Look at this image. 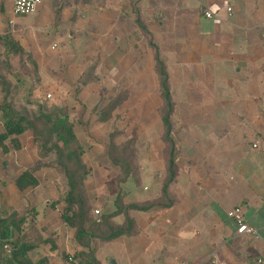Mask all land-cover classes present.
Listing matches in <instances>:
<instances>
[{
    "label": "crops",
    "instance_id": "obj_1",
    "mask_svg": "<svg viewBox=\"0 0 264 264\" xmlns=\"http://www.w3.org/2000/svg\"><path fill=\"white\" fill-rule=\"evenodd\" d=\"M206 12L213 16L207 17ZM263 22L264 0H42L34 13L23 16L14 14L13 0H0V36L10 35L31 54L39 70V81L32 83L25 97L28 104L39 102L48 91L59 92L77 83L92 65L96 70L91 83L105 86L103 93L84 91L77 95L79 99L110 102L117 97L111 89L123 86L126 95L112 116L149 118L141 129L146 146L141 149L144 155L140 152L143 159L139 157L140 185L132 178L126 181L127 204L162 195L168 155L163 99L150 42L166 65L175 104L171 121L177 174L168 185L172 204L130 210L138 233L94 241L101 264H208L215 260L258 264L264 255ZM10 61L16 69H31L18 54H12ZM132 85L143 87L139 95H132ZM132 100L140 108L134 113ZM95 123L99 129L105 122ZM19 139L18 149L7 153L0 149L2 205L18 212L36 209L39 233L56 243L55 249L51 242L41 243L31 251L36 254L33 260L46 257L48 264H79L72 258L81 250L74 241L75 229L63 220L61 205H53L59 198L58 175L42 169L33 174L35 185L21 188L18 184L38 159L32 134L26 131ZM100 174L91 176L104 181L117 176ZM89 196L93 208L102 207L107 213L115 209L116 193L100 188L89 191ZM236 206L256 234L237 232V224L228 215ZM123 220V215L114 218L116 223Z\"/></svg>",
    "mask_w": 264,
    "mask_h": 264
},
{
    "label": "trees",
    "instance_id": "obj_2",
    "mask_svg": "<svg viewBox=\"0 0 264 264\" xmlns=\"http://www.w3.org/2000/svg\"><path fill=\"white\" fill-rule=\"evenodd\" d=\"M0 43L4 50L0 52V80L3 85V103L0 104L4 119L3 129L0 131V149L7 153L11 149L20 147L19 136L31 130L34 140L39 145L41 160H37L18 181L21 188L35 185L37 180L33 176L35 171L43 166H57L62 170L64 177L61 184L60 198L53 205H61V215L65 223L75 229L74 241L81 250L72 257L79 264H101L96 257L94 241L109 242L122 235L134 236L138 233L136 220L129 215L130 210L147 211L152 208L171 206L172 200L168 194V185L176 177L177 166L175 161V141L173 138V127L171 117L175 104L171 96L169 75L164 61L160 58L157 47L150 42L155 51L156 70L159 76L160 91L163 99L161 107L162 121L165 128L164 140L166 143L167 177L162 188V195L154 200L146 202L125 203V193H118L114 200L115 209L112 212H104L100 218H95L92 206L88 201L85 188V178L91 172L83 160L84 149L77 139L74 124L67 113L55 114L54 106L48 108L41 105L39 114L31 118L27 113H17L8 101L12 88L9 79L11 73L16 69L12 66L10 57L18 54L21 62L28 61L34 73V81H39V71L31 54L18 45L10 35L0 36ZM94 70V68H92ZM118 96L112 100L102 112L101 120L106 121L113 111L122 102ZM118 132L113 131L109 138V157L112 165H115L120 173V181L126 182L132 178L135 183L139 180V167L137 164V152L134 138H129L122 144L115 142ZM51 153L55 157L48 163L42 161ZM0 190V264H48L46 257L33 260L29 253L38 248L43 242H51L52 249L57 247L52 238L44 239L36 231L34 237L29 240L24 236L21 224L24 218L17 219L18 212L15 207H5L1 202ZM123 215L122 223H116L114 218ZM14 231V232H13ZM14 233V234H13ZM27 236V235H26ZM5 245L10 248L6 249ZM68 257V255H65Z\"/></svg>",
    "mask_w": 264,
    "mask_h": 264
},
{
    "label": "rangeland",
    "instance_id": "obj_3",
    "mask_svg": "<svg viewBox=\"0 0 264 264\" xmlns=\"http://www.w3.org/2000/svg\"><path fill=\"white\" fill-rule=\"evenodd\" d=\"M261 25L262 27L260 28V31H261L260 40H261V43H264V22L261 23ZM15 61L17 62V59H15ZM92 68L93 67L91 65L85 71V73H83L81 79L77 83L67 85L65 86L66 89H62V91H59V92L57 91L53 93L52 91H48L45 93V96L40 99L39 102L35 101L34 104L33 103L28 104L25 99L26 95L28 94L29 88L32 86V83L34 84L35 82L34 73L32 72L31 69L28 70V69L17 68L14 70V72L11 73V76H9L10 81L12 82V88L10 92V98H8V101L11 103L15 112L27 113L31 118H34L35 116L39 114V108L41 105H45L48 108L52 106H54L55 108L58 107L55 111V114H61L64 112L68 114L71 121L76 120L75 121L77 122L76 130L78 131L80 141L78 137L77 139L80 142V144L83 146V149H84L83 160L85 163H86V160L88 161L86 164L88 167H90L89 168L90 171L95 173L96 176H100L101 175L100 173H105V172L112 174L111 176L117 175L113 181L112 179H110L109 181L95 180L93 178H98V177L91 176L93 174V173L91 174V172L89 173V175H87V177L85 178L84 184H85V188L87 192L88 201L91 204V206H92V201L89 196V191L92 192V190L94 191L95 189L99 190L100 188H104L106 193H109V194L116 193V196H117L118 193H121V192L125 193V187L127 186V184L125 186L126 182L120 181L121 173L119 169L115 165H112V163L108 164V161L106 162V159H105V156H106L105 154H107V157L110 160V157H109V141H110L109 136L110 134L115 130L118 132V135H116L115 137V142L117 144H122L129 138H132V137L134 138L136 134V141L134 139V144H135V147H138L136 148V152H137V164L139 167V157L141 160L144 157L142 156L141 158V153H143L141 152V149H144L146 146L145 133H143V130L141 131V129L143 125H145L143 123L146 120V118L149 119L148 117L143 118V116H138V115H133L131 116V118L129 117L122 118L121 116L120 117L111 116L109 118L111 120L108 119L109 121L108 120L103 121L105 123H102L101 125H99V129L94 127L95 125H98L95 122H98L101 120L102 112L106 108V106L118 96H121L123 98L126 94L124 93L125 91L123 90L124 88L123 86L121 87L117 86L115 87V90L111 89V94H114V92H117V97L112 99L110 102H108L107 100L103 101V99L99 101L79 99L77 95H79L80 93L83 94L84 91L94 93V94H96L97 92H101V94L103 93V89L105 86H99L98 84L91 83L92 81L95 80L94 71L96 70V69L93 70ZM129 88L131 90L132 95L137 96L141 93L140 90L143 87L141 85H132ZM2 89H3V85H2V81L0 80V104L3 103V98H4V93ZM104 92H105V95H107V92L106 91ZM48 94H50V96H48ZM67 94L71 96V99H66V100L61 99L62 96H67ZM75 104L78 106L77 110H75V107H76ZM131 104L133 105V108H132L133 113L136 110L140 109L138 106V102H136L135 100H132ZM70 111H71V115L69 114ZM96 117L98 121H96ZM86 118L88 119L87 122L84 121ZM124 120L126 122L125 125L123 123ZM4 121H5L4 115L0 107V123H3ZM28 131L33 136L32 131L31 130H28ZM154 135L155 133L152 136ZM33 141L34 143L37 144V148H38V159L37 160L39 159L41 160L40 152H39V145L34 140V136H33ZM142 155H144V153ZM54 157H55V154L51 153L49 156L42 159V161L48 163ZM91 164L93 165V170L91 168ZM42 169H45L46 172H49L50 174L58 175L59 179L55 181V183H56V188L59 191V198H60V194H61L60 190L62 187L61 184L63 183V180H64L62 170L57 166H43L41 169L35 172H38ZM140 173H141V169L139 168V175ZM1 184L2 183H0V185ZM135 185L138 187L140 183L139 182L135 183ZM5 207H9V206H5ZM35 210L27 207L25 210L21 212L17 211L18 216H16V218L25 219L24 222L21 224V227L23 228V230H26L24 236L26 237L27 240H29L28 237H30V239L34 237L36 234V231L39 233V229L36 227V223H35V218H36ZM95 210H99V214H96ZM92 213L95 218H100V215L104 212L102 210V207L93 208L92 206ZM96 241L97 240H95V242ZM5 248L9 249L10 246L5 245ZM30 257L35 258L36 254H33V252L31 253L30 251Z\"/></svg>",
    "mask_w": 264,
    "mask_h": 264
},
{
    "label": "built area",
    "instance_id": "obj_4",
    "mask_svg": "<svg viewBox=\"0 0 264 264\" xmlns=\"http://www.w3.org/2000/svg\"><path fill=\"white\" fill-rule=\"evenodd\" d=\"M42 0H13V12L15 15H30L34 13ZM207 17L211 18L213 14L211 12L205 13ZM50 96V95H48ZM96 214H99V210H95ZM228 215L237 224V232L241 234H256V230L250 227L245 220L243 210L240 206L234 207L229 211ZM72 259V258H70ZM208 264H222L215 260ZM258 264H264V255L258 259Z\"/></svg>",
    "mask_w": 264,
    "mask_h": 264
},
{
    "label": "water",
    "instance_id": "obj_5",
    "mask_svg": "<svg viewBox=\"0 0 264 264\" xmlns=\"http://www.w3.org/2000/svg\"><path fill=\"white\" fill-rule=\"evenodd\" d=\"M113 263V262H112Z\"/></svg>",
    "mask_w": 264,
    "mask_h": 264
}]
</instances>
